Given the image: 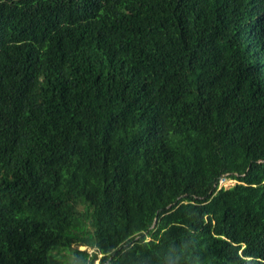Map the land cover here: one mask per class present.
Returning a JSON list of instances; mask_svg holds the SVG:
<instances>
[{
    "label": "trees",
    "instance_id": "obj_1",
    "mask_svg": "<svg viewBox=\"0 0 264 264\" xmlns=\"http://www.w3.org/2000/svg\"><path fill=\"white\" fill-rule=\"evenodd\" d=\"M0 104V264H264V0H0Z\"/></svg>",
    "mask_w": 264,
    "mask_h": 264
},
{
    "label": "bare ground",
    "instance_id": "obj_2",
    "mask_svg": "<svg viewBox=\"0 0 264 264\" xmlns=\"http://www.w3.org/2000/svg\"><path fill=\"white\" fill-rule=\"evenodd\" d=\"M46 14V13H45ZM13 19V18H12ZM50 19V18H49ZM40 20V19H39ZM21 22H22V20H21ZM66 26V25H65ZM37 28V27H36ZM42 29V28H41ZM57 29V28H56ZM59 29H60V27H59ZM64 30H65V27H64ZM70 30V29H69ZM36 31V30H35ZM45 31V30H44ZM55 31V30H54ZM74 31V30H73ZM58 32V31H57ZM61 32V31H60ZM72 32V31H71ZM54 34V33H53ZM58 34V33H57ZM43 35V34H42ZM75 36V35H74ZM58 37V36H57ZM62 37H63V35H62ZM64 37H66V36H64ZM71 37V36H70ZM40 38V37H39ZM80 38V37H79ZM65 39V38H64ZM83 39V38H82ZM44 40V39H43ZM74 40V39H73ZM68 41H70L69 39H68ZM48 43V42H47ZM52 43V42H51ZM54 43V42H53ZM69 44V43H68ZM63 45H65V44H63ZM71 45V44H70ZM73 45V44H72ZM67 46V45H66ZM47 47V46H46ZM67 48V47H66ZM79 48V47H78ZM77 49V48H76ZM64 50H65V48H64ZM44 52V51H43ZM71 52V51H70ZM67 54V53H66ZM47 55V54H46ZM50 57V56H49ZM54 57V56H53ZM52 58V57H51ZM49 60V59H48ZM64 61V60H63ZM62 61V62H63ZM55 65V64H54ZM61 67V66H60ZM65 67H66V65H65ZM50 69V68H49ZM10 103V102H9ZM5 104V103H4ZM7 104V103H6ZM1 105V104H0ZM3 105V104H2ZM19 111V110H18ZM229 175V174H228ZM231 178H232V176H231ZM241 181V180H240Z\"/></svg>",
    "mask_w": 264,
    "mask_h": 264
},
{
    "label": "rangeland",
    "instance_id": "obj_3",
    "mask_svg": "<svg viewBox=\"0 0 264 264\" xmlns=\"http://www.w3.org/2000/svg\"><path fill=\"white\" fill-rule=\"evenodd\" d=\"M235 183V181L234 180H232V179H228V178H225L224 179V182H223V186H225V187H228V186H230V185H232V184H234ZM81 248H83V247H81Z\"/></svg>",
    "mask_w": 264,
    "mask_h": 264
},
{
    "label": "built area",
    "instance_id": "obj_4",
    "mask_svg": "<svg viewBox=\"0 0 264 264\" xmlns=\"http://www.w3.org/2000/svg\"><path fill=\"white\" fill-rule=\"evenodd\" d=\"M224 179L225 178L220 179V184H222L224 182Z\"/></svg>",
    "mask_w": 264,
    "mask_h": 264
}]
</instances>
